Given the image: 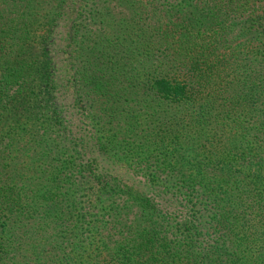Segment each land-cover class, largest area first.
<instances>
[{
    "label": "trees",
    "instance_id": "16d2710c",
    "mask_svg": "<svg viewBox=\"0 0 264 264\" xmlns=\"http://www.w3.org/2000/svg\"><path fill=\"white\" fill-rule=\"evenodd\" d=\"M0 264H264V0H0Z\"/></svg>",
    "mask_w": 264,
    "mask_h": 264
}]
</instances>
